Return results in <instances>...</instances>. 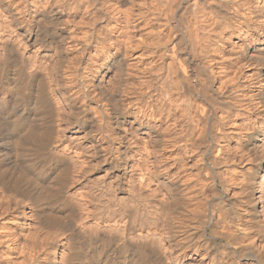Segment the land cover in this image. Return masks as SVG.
<instances>
[{
	"label": "bare ground",
	"instance_id": "obj_1",
	"mask_svg": "<svg viewBox=\"0 0 264 264\" xmlns=\"http://www.w3.org/2000/svg\"><path fill=\"white\" fill-rule=\"evenodd\" d=\"M0 264H264V0H0Z\"/></svg>",
	"mask_w": 264,
	"mask_h": 264
}]
</instances>
